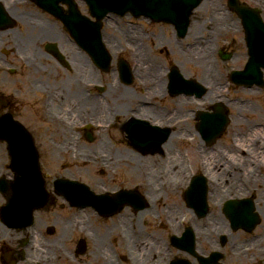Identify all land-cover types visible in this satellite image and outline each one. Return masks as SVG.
<instances>
[{"label":"flooded vegetation","instance_id":"1","mask_svg":"<svg viewBox=\"0 0 264 264\" xmlns=\"http://www.w3.org/2000/svg\"><path fill=\"white\" fill-rule=\"evenodd\" d=\"M31 14L26 13L28 16ZM44 14L50 18L48 14ZM130 37L131 35H128L127 38ZM128 43L133 45L132 42L128 41ZM237 59L239 57L234 58V60ZM62 81L64 80L62 79ZM1 97L4 98L3 93L0 94V99ZM127 102L132 105L134 103L133 99L131 101L128 99L124 105ZM0 105L4 110H10L12 102L6 104L0 102ZM63 143L57 144L63 145ZM68 144L81 147L77 142H68ZM120 144L131 149L127 142L124 144L120 142ZM36 146L40 154V167L48 192V203L46 201L43 204L31 206V212L28 215L30 209L28 206H12L7 198L8 195L13 196L12 191L3 193L0 188V264H180L181 259L185 260L184 264H214L210 257L203 260L201 257L209 254L212 250L221 252L216 264H242L241 260H244L246 264H264V254L260 253L264 250V231L260 228L262 219L255 229V233L258 235L257 239L254 236L248 238V242L257 245L256 251L251 255H237L245 246L244 243H239L232 250L233 253L230 254L228 250H224L226 247L208 239L207 230L199 224L195 209L190 210L191 218L194 221L193 225L182 227L181 235H185L187 238L177 240L181 250L171 244L175 250L171 246L166 247L164 239L154 238L155 234L153 239L149 238L147 233L145 235L141 229L142 224L136 228L124 225L116 226L112 230L120 238L112 239L97 236V229L86 226V211H79L78 207L70 206L67 198L60 195L59 191L55 189L56 180L68 177L67 174L56 171L51 160L46 161L43 157L41 148L37 143ZM45 148L46 144L44 143L43 149ZM18 176L12 168L7 143L0 142V183L4 180H14ZM36 194V191L32 193L33 196ZM197 200L201 203L200 198ZM175 207L181 211L184 208L180 203H177ZM72 210L73 214H71ZM127 231L132 232L135 239L156 241L162 245L163 251L158 250L160 253L154 251L141 257V259H137L132 250L130 236L127 237ZM162 231L165 229L162 228ZM251 231L240 230L239 232L248 235ZM188 232L192 236L191 240L188 239ZM93 235H95L94 238ZM99 239L104 240V248ZM90 242L91 246H89ZM104 250L109 251L107 257L111 260L103 259ZM186 250L195 251V253L190 254ZM89 254L92 255V258ZM165 257L166 259L161 261V258Z\"/></svg>","mask_w":264,"mask_h":264},{"label":"rangeland","instance_id":"2","mask_svg":"<svg viewBox=\"0 0 264 264\" xmlns=\"http://www.w3.org/2000/svg\"><path fill=\"white\" fill-rule=\"evenodd\" d=\"M208 1L212 2L213 0H203V4H207L208 6H212L213 4L209 5V3H207ZM243 1H245L246 3H249L251 6H257L256 4H254V2H252L254 0H243ZM216 2L219 3L220 5L219 4H217V5L222 8V9L220 8L221 13H223L224 15H228V13H231L233 18H235V20L237 21L235 23H232L230 21V23H232V27L234 26L235 30H237L238 26H239V28L241 30L242 29L241 23L238 20L237 14H235L234 11H231L228 7V0H216ZM38 13H39L38 11L34 12V14H38ZM125 19H126V17H125ZM46 21L50 22V19H46ZM51 23L57 29V31L59 30V32L62 33V29L58 26L56 21H53V22L51 21ZM127 26L128 25L121 26V28H118L116 30V32L114 33L113 30L110 27H107V24H106L104 26V30L106 31L107 36H111V37L115 38V41H117V35L121 40L122 33L124 31H127ZM164 26H167V25H164ZM150 27H149V29H153V31L152 30L149 31V34L151 36L155 32H157V29H156V26L151 27V28ZM106 28H107V30H106ZM169 28H171L173 30V28L171 26H167L166 30H168ZM166 30H164V33L166 32ZM195 30H197V29H195ZM195 30L190 32L192 34L186 40L189 39L192 42H200V40L197 39V37L199 35H196ZM164 33L162 34L163 38L171 40L172 37L174 36V39L176 38V40L178 41L177 36L175 37V35H173V36L169 35L168 32H167V34H164ZM64 35L66 36L65 39L69 40L71 42V40H70L71 36L67 37L66 32H64ZM238 35H240V36H238ZM190 37H195V39H190ZM233 38L236 39V42L233 43L234 46L238 45V41H239V43H240V41L242 42V40H241L242 39V31L241 32H235L231 29H227L225 32H223L216 42V47H215L214 52H213V53H215V55L212 54L214 56L212 58L215 59L214 63L217 65V67H215L216 68L215 71L217 72L216 78L220 77V81L222 82L221 84L218 85L219 89L224 87L223 86L224 83L228 81V80L226 81V79L227 78L229 79V71H228L229 69L225 68L226 64L224 65V63L221 61V59L218 55V52L220 49H223V47H225L226 45L232 44ZM4 39H5L6 43L4 42ZM0 41H1L0 61L9 62V63H11V65H19L18 61H14L13 55L8 53L11 50V45H10L11 44V33L9 36H6V37L1 36ZM146 41L144 43H146ZM146 45H147V47L149 46V49L146 48V51L148 52L150 59H152L155 62V64H157V74L159 76L161 75L162 70H165L167 72V71H169L170 66L174 65L175 67H178L179 71L184 70L182 72L187 77L186 79H193V80L201 83L199 79H201V77H202V71L203 70L199 71V69L198 70L194 69L193 65L191 63L185 62V59H181L178 53L177 54L171 53V55H170L171 59L168 58L167 57V50L165 49L164 46L162 47L159 43H158V47L155 49L151 45V43H146ZM200 45H201V43H200ZM117 46H119L117 42L114 43V46H111V49H112L111 51L113 53H115V51L117 50V48H118ZM180 46H182V49L184 48V42L183 41L180 43ZM75 48H76V46H75ZM76 50H77V48H76ZM244 50L245 49H243V51H242L243 57H245L247 55L246 51H244ZM4 51H6V52H4ZM85 59L90 61V59L88 57L84 56V60ZM180 61L185 63L183 65V69L180 68V66L182 67ZM84 63H86V61H84ZM53 64H55L58 67V71H56V72H60L61 78L64 76L69 78V81L67 82V87L65 88L66 91H68L70 89V86L72 89H74V87H75L74 83H75V80L77 79V76L75 75L74 66H72V64H70L71 68L68 69V68H64V66L59 65L60 63H57V61H53ZM89 65H90V67H88V68L90 70H92L91 69V67H92L91 62ZM23 68H25V70L22 69L21 70L22 72H19L17 74H10V73H5L3 71H0V94L3 93L4 98L7 99L8 102H12L10 110L9 109L4 110L2 108V106L0 105V116L4 113H7L10 111V113L14 116V118L16 117L17 120L21 121L23 124H26L33 131V133L35 135L36 143L41 148V151L43 153V157L46 159V161H48V159H49L48 150H43V145L45 142L48 127L50 125V120L47 117V115L44 113V109L42 108L43 104H44V97L47 93L46 92L40 93L41 91H39V90L37 91V89H28L27 82L29 79H27V78H28L29 72L27 71L26 66L23 65ZM195 70H197V71H195ZM193 74L196 76L195 79L192 77V76H194ZM198 74H199V76H198ZM86 75H89V77L85 76V75L81 76V78H82V80H81L82 85L81 86L82 87H83V79L85 80V79H89V78H90V80H91V78L103 79L104 82L110 83V81H108L107 74L104 71L98 70V72H97V71L93 70L92 73H90V74L86 73ZM55 76L57 77V75H50L51 78H49L48 81L46 80V77H44L45 79L43 78L44 79L43 82H45L46 85H51L55 82ZM90 76H93V77H90ZM39 78L40 77H38L35 80L33 79L34 82L36 80L38 81ZM164 80L168 81V85H170L169 79H164ZM216 81H217V79H216ZM216 81L214 83L209 81V82H207V84H205V80H204L203 85L205 84L204 85L205 87H203L204 94H202V98L195 95V96L191 97V101H186V103L183 104V106H185L187 113H191L190 115H192L195 111L199 110L200 108L205 110L200 105L201 101H202V99H204L206 97H207L206 100L211 101V99L208 98V93H210V92L212 93V90H210L206 85L213 87L214 84L216 83ZM69 83H70V85H69ZM109 83H108V85H109ZM138 83H139V81L135 82L134 84H135V89L137 91L136 95L138 97H140ZM116 84H117V82H114L113 87H115V88L118 87V86H116ZM219 89H218V91H219ZM165 92L167 93V89L165 90ZM73 93H74V91H73ZM206 94H207V96H206ZM237 94H242V96L243 95H246V96L257 95V99L256 98H253V99L257 100V103H256L257 109H262L261 102L258 100V98L262 97L264 99V94L262 95V93L259 92L258 90H256V93H252V91H247L243 88H238V89H235L232 93L229 92L224 97H227L228 98L227 100H229V99H231L230 97H233L234 95L237 96ZM178 98L181 99V101H183L185 99L190 100V99L185 98L183 95L179 96ZM178 98L175 99V97L168 95L166 97V100H162V101L158 102V104H156V105L162 111L163 110L172 111L173 109H175L174 105H177L180 102V101L179 102L177 101ZM213 98H214V96H213ZM132 99H134V98H132ZM192 101H196V103H193ZM131 105L132 104L130 102L125 103L124 106L126 108L124 107V111L126 112L127 107L129 108V107H131ZM234 113L237 114V111L235 109L232 110V114H234ZM252 115L257 117V113H255L254 111H253ZM112 118H113L112 116H107V117L102 116L101 118H99L97 120L109 121ZM121 118H125L127 120L131 119V117H129L130 118L129 119L128 116L125 114ZM121 118H119V119H121ZM107 119H109V120H107ZM113 120H114V118H113ZM263 121H264V119H263ZM156 123H158V122H156ZM166 124H168V123H166ZM156 125H160L162 128L165 127V124H163L162 122H160ZM170 131H171V135H172L175 132V129L170 130ZM118 134L119 133L115 130V132H111V133L104 135L105 137L111 138V140L109 139L110 147L104 148L103 150L104 151L106 150L111 155H114V154L118 155V152H121V150H123L122 148H126V147H123V145H119L117 143V141H120V140H122L123 142L126 141L124 139V137H122V139H121L120 136H118ZM178 135H179V132H178ZM195 135H196V129L194 126H192L190 131H185V134H183V140L182 141L178 137H175L173 139L174 143L171 146V148L174 150V152H176V154H178L179 151L181 153L190 154L194 158V160H193V162H194L195 156L193 155V152L195 150L196 144L190 145V142H187V140H185V138L194 137ZM95 136L97 137V134ZM115 142L117 143V145H115ZM162 149L165 151L167 149V147L165 148L163 145ZM123 151H125V150H123ZM174 154L175 153H173V155ZM153 156H155L157 158L160 157L161 161L164 162V161L170 160V158H168V157H170L171 155L166 154L167 158H165V152H164V154L158 153V154L153 155ZM150 157H152V156H150ZM69 161H71L70 155L68 157L65 155L64 162L67 163ZM181 162L186 167V169H187V165L190 164L189 167L191 166V163H187V165H186V157H185V160L182 159ZM74 163H76V162L67 163L70 166L66 170L65 169L63 170V174H67V175H70L72 177H79V175H83V177H79V178L83 179L87 184H89L97 192H99V190H102L106 186H112L113 185L111 183V180H110L111 176L109 175L108 170H107V174L105 173V174L100 175L99 169H101V168L99 167L98 164H95V165L86 164L85 166H82L84 169H81V167H78L79 164L72 166ZM195 163H196V161H195ZM54 166H56V165H54ZM124 176H121L119 174V177H124L125 179H127V181H128V182H126V184H128L126 186L127 188H133V185H138V182L143 180L142 177L137 176L136 174L125 173ZM159 181H162L161 177L157 176V178H154V183L156 185H158V184L162 185L161 183H159ZM258 185H260V183H258L257 186ZM144 189H146V188H144ZM262 196L263 195L261 193L256 194V201L259 204L258 205V207H259L258 212L261 214V216H263V213H264V209H261V206H263V205H261V203L264 202V197H262ZM169 206H172V208H170ZM167 207L169 209H167ZM152 208L155 210L154 213L156 215L159 211V217L156 219H151V218L146 217L145 220H142L144 223H142L141 229L143 230L145 235L147 233V236L149 238L153 239V235L155 234L154 238H159V239L163 238L164 243L166 244V247L171 246L169 244V242H167L169 236H171L169 234V233H171V231L170 230H169V232L162 231V228H163L162 225H163V223L165 224L164 221L167 218L166 215H170V213H171V215H170L171 219L174 217V219L177 220L178 216H181V213L183 211L177 209L176 207H173L170 198H166V202L164 201L163 203H159L157 205H152V207H149V209L147 211H149V213H150ZM71 214H73V210H72ZM119 216L123 217V219L125 218L126 224L128 225V223H129L128 217H133V216L138 217L139 214L133 213V211L130 210V212H127V213H125L123 211V213ZM87 218L89 220L93 221V215L92 216L89 215ZM96 219H97V221H96V227L95 228L104 230V231H102V233L107 232V234L109 233L108 229L110 227H112L114 229L115 228L114 226L120 225L121 221H122V220H115L114 221L113 219H107V218H96ZM131 219H133V218H130V220ZM260 228H261V230L264 231V216H263V222H262V225L260 226ZM224 229H227V228L224 227ZM89 246H91V242L89 243ZM171 248L173 250H175L172 246H171ZM89 256L92 258V255L89 254ZM165 259H166V257L161 258V261H164ZM92 260H95V259H92ZM99 260L102 261V259H99ZM241 261H242V264H246L244 260H241Z\"/></svg>","mask_w":264,"mask_h":264},{"label":"bare ground","instance_id":"3","mask_svg":"<svg viewBox=\"0 0 264 264\" xmlns=\"http://www.w3.org/2000/svg\"><path fill=\"white\" fill-rule=\"evenodd\" d=\"M11 0H5V3L10 2ZM212 6H208L205 4H201V6L197 7V10H195L196 14L192 17L193 19H191V25H190V29H189V33L194 31L195 29H197V34L196 35H204L205 31L207 34H205V36H208L211 38V41L209 42L207 40V42L209 43V46L212 47V39L215 36H218L225 28H226V16H224L223 13H221V9L220 7L217 5L216 0L212 1ZM212 12L216 15V17L213 18L212 16ZM13 14H17V12H13ZM20 20L27 26L30 27L31 29L29 30L30 33H32L35 28L39 29L38 34L36 35V38L38 39V41L40 43L47 41V40H53L56 41L58 43H61V50L64 49L70 56L71 62L73 64V66H75V68L78 70L79 74H85V73H91V70L89 68H86L88 66V64H85L81 57L74 51V47L73 44L70 43H66L62 37V35H60L58 33V31H56L54 28L51 27L50 24L46 23L44 20H42L41 18L34 16L31 14V17H27V18H20ZM119 22V21H118ZM195 23V24H194ZM133 29V28H131ZM208 29V30H207ZM134 31H138V29H135ZM108 39V37H104V40ZM20 41H21V46H25L26 42H29L30 44L34 45L36 44V40L34 38H25L24 36H20ZM108 43L109 45H111L113 43L112 39L109 38L108 39ZM168 44V49L170 47V49L172 50V48H174L177 52L178 49L176 48V45L171 46V42L168 41L165 46L167 47ZM30 55L29 58V64L33 63L36 56L41 57L42 59L38 60L36 63L42 65V67L44 69H50V68H55L58 70L57 66L54 64H51L50 59L45 57L43 58V55H39L36 54V52H32L30 54H27V56ZM182 56L186 57V62L187 63H191L195 66L198 67V69H205V72L202 70V78H205V81H209L212 80L215 82L216 77H217V73L215 72L214 69V65L212 64L211 59L209 61H207L204 56L198 54V52H191V53H184L181 52ZM147 60L146 59V66L142 67V65H139L138 70L136 71V77H141V78H146L147 80H149L150 84H153V90L158 94L157 88H161V93L163 92V87H164V81L159 80L157 77V70L155 69L154 66L147 67ZM151 65H153L152 62H150ZM38 72H41V70H38ZM119 72L121 73V75H124V70L122 67H119ZM199 76V74H198ZM58 77H60V75L58 74ZM124 79V76H123ZM58 81H62L61 78H57ZM41 82V81H40ZM39 82V83H40ZM144 82H146L144 80ZM220 82V80L218 81ZM125 86L123 87V91L121 93L118 94V90L116 91L113 87L109 88L111 89L108 90L109 93H104L102 94V100L99 99L98 102L96 104H90L89 108L90 109H94V113L97 114L98 116L102 117V114L104 116H116V117H122L125 114L124 111V102L128 101V98H132V96L135 95V92L132 91V87H130L131 85H129L126 81L124 82ZM38 85L37 82H33V81H29L27 82V86L28 89H34L36 88ZM50 87H54L56 89L54 95H52V100H51V109H56V110H62L63 112L66 113V115H68L69 119H73V118H77L79 117V113L82 112L83 110V106L78 105L76 103L73 102V99L75 98L76 95L73 94H65L64 90L60 87L62 86H45L43 88V91H47ZM71 87V86H70ZM117 89V88H116ZM153 90L150 91V95L153 96L156 93L153 92ZM75 91L77 92L78 97L80 98H84V96L86 95V93H84V91L76 88ZM65 100L62 103V107L59 106V104L57 103L60 100ZM132 99H130L131 101ZM79 101L81 102V100L79 99ZM108 101L109 102V106L108 109L106 110V106L104 104V102ZM134 101V99H133ZM87 102V100L85 101ZM107 103V102H106ZM85 104V103H84ZM87 106L89 104H86ZM138 112H142L141 115H150V117L152 118V120H156V121H164L169 123L172 122L173 123V116H178L179 111H174L171 114H168L169 111H160L158 110L157 106H144L143 104H139L138 106ZM126 108V107H125ZM128 110L130 108H127ZM78 113V114H77ZM174 113V114H173ZM176 113V114H175ZM148 115V116H149ZM53 117V121H56V114H52L51 115ZM185 117V116H184ZM188 117V116H187ZM174 118H178V117H174ZM183 118V117H181ZM179 118V119H181ZM60 126H62L61 124H59ZM120 125V123H119ZM235 125L236 127L239 126L241 128V126H245V121L242 119H236L235 121ZM256 124H249L245 130H239L241 132H236L235 136H236V142H244L245 145L248 144L247 140H243L244 137H246V139H248V136L252 135V134H257L259 135V137L261 138V140L263 141V134L264 131L261 128V126L259 124H257V126H255ZM185 126H188L187 124ZM62 128V133L58 136L60 139L61 138H66V141L69 137V128L67 126H62L59 127ZM156 134V131H147L146 132V137H153ZM176 137L175 135L170 136L169 141L173 138ZM261 140H259V143L261 142ZM164 144V147L167 149L165 150V152L170 156V162H172L173 160H180V158L182 157L181 153L179 152V156H175L174 150L171 148V146L173 145L172 142H169ZM100 145L102 149L104 148H109L110 145L108 144L107 141L101 140ZM257 146V145H256ZM82 147H80V149L77 150V154L81 155V152H83V149H81ZM247 149V147H246ZM251 152L246 154L244 158H241L238 155H232V158H234L236 163H242L243 166L242 168L237 172V175L243 180V181H251L252 178L251 176H249L248 174L244 175V172H248V173H252L254 171H256V167L252 168L253 163L257 164V159L258 158H264V144L257 146L256 148H250ZM132 153H121V155L124 158H127V156ZM210 156V155H209ZM208 156V157H209ZM116 158L117 161H119V159L116 157V155L114 156ZM215 159H217L218 157H214ZM228 158L229 155H228ZM153 161V166L156 168L152 169L149 175L144 173V170H148V168L150 169V166L148 165V162ZM210 160V157H209ZM130 163L132 164V167H135L134 172L135 174H137V176H141L142 173H144L145 177L147 178V181L150 180L151 177H154L158 174V169L159 166L161 164V161L158 158L151 157L148 158V160L146 158H142L140 156L137 155H132L129 158ZM250 164V165H249ZM216 166H219L218 163H216ZM171 165L168 166L169 169H171ZM165 169V167H160ZM167 170V169H165ZM219 170L221 172H219ZM237 169H235L236 171ZM219 172V173H218ZM216 177H218V179L220 180V182L222 184L224 183H229V182H234L236 180H240L239 178H228L227 176H223L224 173H233V171H231V167L226 168L225 170H223L222 168H218V171L216 172ZM231 191V188L228 186L226 187V191L225 193H229ZM223 195V194H221ZM219 195V196H221ZM220 221H217L216 224H219ZM225 223V222H224ZM128 235L130 236V241L132 243V250L134 252V256L137 259H141V257L150 254L154 251L158 252L161 251L163 249L162 245L158 244L156 241H148V240H143L142 238L140 239H135L134 234L132 232L127 231V237ZM100 243L103 245L104 244V240L103 239H99ZM140 244V246H139ZM105 247V245H103V248ZM101 250V249H100ZM163 251V250H162ZM109 251L108 250H104L103 254L104 257L103 259H110L109 257H107ZM160 253V252H158ZM100 254V255H103ZM111 260V259H110ZM113 262V261H111Z\"/></svg>","mask_w":264,"mask_h":264},{"label":"water","instance_id":"4","mask_svg":"<svg viewBox=\"0 0 264 264\" xmlns=\"http://www.w3.org/2000/svg\"><path fill=\"white\" fill-rule=\"evenodd\" d=\"M109 2H110V0H107V1H106V3H109ZM155 2H156V4H160V3H158L157 1H155ZM126 4H128V3H127V2H125V4H124V5H126ZM71 6H73V4H71ZM105 7H106V5L104 4V5H103V8H105ZM150 7H151V6H150ZM165 11H168V9H165ZM156 13H158V14H159V13H160V11L158 10Z\"/></svg>","mask_w":264,"mask_h":264}]
</instances>
